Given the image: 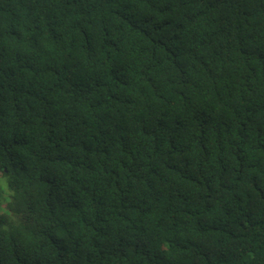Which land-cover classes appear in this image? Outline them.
Here are the masks:
<instances>
[{"label": "trees", "instance_id": "1", "mask_svg": "<svg viewBox=\"0 0 264 264\" xmlns=\"http://www.w3.org/2000/svg\"><path fill=\"white\" fill-rule=\"evenodd\" d=\"M0 191V264H264V0H0Z\"/></svg>", "mask_w": 264, "mask_h": 264}, {"label": "rangeland", "instance_id": "2", "mask_svg": "<svg viewBox=\"0 0 264 264\" xmlns=\"http://www.w3.org/2000/svg\"><path fill=\"white\" fill-rule=\"evenodd\" d=\"M4 187L7 189V187H6L5 183H4ZM2 189H3V188H2ZM0 194H1V191H0Z\"/></svg>", "mask_w": 264, "mask_h": 264}]
</instances>
